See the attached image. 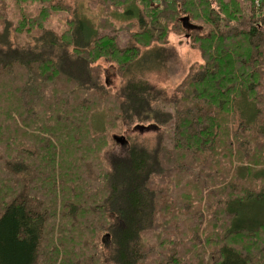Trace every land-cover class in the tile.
<instances>
[{
    "label": "trees",
    "instance_id": "16d2710c",
    "mask_svg": "<svg viewBox=\"0 0 264 264\" xmlns=\"http://www.w3.org/2000/svg\"><path fill=\"white\" fill-rule=\"evenodd\" d=\"M15 1L22 5L17 14L0 10V87L17 100L4 108L13 113L31 107V115L45 124L68 121L70 132L79 128L80 118L102 107L107 125L122 119L127 126L156 127L137 130L153 135L154 145L112 136L126 150L106 153L105 196L96 218L107 223L99 243L92 239L93 250L96 244L107 251L102 264H264V186L245 183L264 180V0H147L145 10L134 2L145 0L125 5L90 0L88 8L99 20L94 23L79 13L80 0ZM35 2L34 11H26ZM107 8H122L127 17L122 21L135 20L138 29L108 26L101 20ZM54 14L60 20L50 26ZM185 16L189 22L183 26ZM177 30L189 37L203 62L190 67L187 88L181 82L177 96L168 97L148 77L166 67L163 49L168 34ZM103 56L119 75L115 91L102 83L95 65ZM20 69L25 73L14 76ZM55 84L62 86L57 93ZM9 129L0 125L2 170L23 179L12 192L9 180L0 179V264H37L46 221L58 206L50 188L60 187L62 166L50 165L52 152L44 145L32 146L30 154L28 145L13 144L17 138H7ZM12 145L18 147L15 154L26 157L8 159L4 151ZM215 160L233 162V168L212 171ZM212 179L216 185L209 184ZM161 203L171 217L159 211ZM218 210L222 223L213 234L218 241L223 229L225 242L205 249L210 245L200 239L206 237L202 227ZM230 236L235 243L256 242L253 253L235 247ZM194 242L214 258L178 249ZM88 244L89 239L83 246ZM51 250H61L60 244Z\"/></svg>",
    "mask_w": 264,
    "mask_h": 264
},
{
    "label": "rangeland",
    "instance_id": "374dc122",
    "mask_svg": "<svg viewBox=\"0 0 264 264\" xmlns=\"http://www.w3.org/2000/svg\"><path fill=\"white\" fill-rule=\"evenodd\" d=\"M89 1L90 0L78 1L81 7L79 13L84 14L85 18L87 20L90 19L93 23L98 22L99 20L96 18L97 13H93L92 10L88 8ZM132 2L133 0H121L118 4L125 5ZM134 2L139 6V9L145 10L147 0L140 1V4H138L137 1ZM35 5L36 2L28 7L26 11L33 12ZM24 8H26L25 5ZM17 9H22V5L19 1L0 0V10H6L9 13L17 14ZM116 13H120L116 15L117 19L114 18V14ZM123 19H127V17L122 12V8H107L103 11V16L101 18L108 26H127L125 29L132 28V31L138 29L135 20L123 22ZM49 20L48 25L53 26L60 20V16L54 14ZM12 37L19 38L20 36ZM188 38L189 37L180 30L170 32L167 36L168 48L164 47L165 49H163V51L167 50L165 53L167 68L164 66V70L160 68L162 71L152 72L148 77L150 82H152L161 93L166 94L168 97L177 96V92L181 89V82H184L187 88L185 78L191 70L190 67L194 66V68H196L199 62H203L199 51L189 45ZM20 40L26 42L25 37H21ZM95 65H97L100 70L102 83L107 85L109 90L114 88L115 91L116 87L119 85V75L117 71H115L114 65L109 62L105 56L99 58ZM19 72L20 73L14 74V76L25 73V70L20 69ZM61 88V84H55L53 93L59 92ZM109 93L112 94L111 92ZM2 94H4L3 98L5 101L2 100ZM94 99L97 98L95 97ZM16 101L14 95L8 96L6 89L3 86L0 87V125L7 124L10 127L9 130L11 133H7V138H10V135H14V138L17 139L13 140V144L16 145L20 142L21 144L28 145L30 154H32L34 149L32 146L35 145L36 148H39L44 145L48 151L52 152L50 165L60 161L62 166L61 173L58 174L60 187L50 188L49 195L55 199L54 201H57L58 206L55 211L52 210L50 212L51 219L46 221L43 254L39 256L37 264H102L101 256L106 255L107 251H104L101 245L100 248L96 247V244L93 250L92 239H95L96 242L97 237L99 243L98 234L101 232L99 230L107 223L104 219L96 218L99 216V212L102 208V200L105 196L103 187L105 186L104 177L106 176V158L108 157H106V153H108V155L114 152L120 154L126 150L124 144H121L119 141L115 142L112 136L114 134L119 137L121 136V138L125 136L131 145L137 143L154 145L155 139L153 135H143L137 132V130L143 132L150 129L154 130L156 127H148L141 130L135 126L137 122L127 126L126 123L121 121L122 119H115L114 122L107 125L108 111L105 107H102L93 115L88 114L80 118L78 120L79 128L70 132L72 127L68 125V121L63 125H58L57 123L45 124L41 116L35 117L31 115V107H29L27 111L23 109L13 113L4 108L9 103H15ZM28 101L29 100H27V102ZM27 102L26 104L28 106ZM108 102H110V99ZM30 105L31 104H29V106ZM39 109L40 106L35 110L39 111ZM67 114L69 120L72 121L74 113L70 112ZM228 124L231 125L230 122H228ZM145 125L149 126L148 123ZM134 126L136 131L133 130ZM164 130H168V127H165ZM38 136L48 139L47 142L45 144L39 143ZM121 141L123 142V140ZM51 144H53V151L52 147H50ZM15 145H12V149L10 147L8 151H4L6 156H9L7 158L10 160L14 159V156L18 154L25 158L26 155L22 152L15 154L18 149ZM169 147H173V145ZM169 157L171 162L175 164L176 161L174 157L171 155H169ZM31 160H33V158H31ZM214 163L216 168H213L212 171H216L217 167L220 168L224 165L230 167V169L233 168V162H227L226 160H219L218 162L215 160ZM2 167L3 162L0 159V179L9 180L12 192V189L19 186L23 177L14 176L12 173L8 175L2 170ZM212 180L211 183L207 180L206 182L216 185L215 179ZM218 181L223 183V185L225 184V179H218ZM245 183L254 189H260L264 186V180H256L255 182L248 181ZM38 198L48 199L52 202L47 195L42 196L39 194ZM159 211L168 217L173 215V213L167 211L162 203L159 206ZM198 212H200V209L196 207L194 213L197 214ZM200 220L202 221L203 217H201ZM194 221L200 222L199 220ZM221 223L222 220L218 210L211 222L202 227L203 234L206 237L203 238L200 236V239H203L207 245H210L205 246V249L214 247L218 244L219 240L225 242L223 240V229L220 230L218 241L213 234ZM92 230H95V237L91 236ZM104 234L105 233H103L101 237L104 238ZM228 238L234 242L233 245L235 247L241 248V250L248 254L253 253L254 248L251 247L257 244L254 242L253 245H244L243 242L235 243L232 236ZM87 239H89V244L83 246V243ZM55 243L60 244L61 250H51ZM178 249L181 251L185 249L186 253L192 256H196L199 253H202L204 256H211L209 251L205 249L201 250L196 242L189 247ZM153 258L155 257L153 256ZM211 258L213 259L214 256H211ZM93 259L95 261H93ZM193 261L197 260L193 258Z\"/></svg>",
    "mask_w": 264,
    "mask_h": 264
},
{
    "label": "water",
    "instance_id": "95a60500",
    "mask_svg": "<svg viewBox=\"0 0 264 264\" xmlns=\"http://www.w3.org/2000/svg\"><path fill=\"white\" fill-rule=\"evenodd\" d=\"M180 19H181V21L183 23V26L188 25L187 22H189V18L187 16L182 17ZM193 28H194V26H193ZM138 128L141 129V130L145 129L144 126H138ZM146 128H148V127H146Z\"/></svg>",
    "mask_w": 264,
    "mask_h": 264
},
{
    "label": "bare ground",
    "instance_id": "6f19581e",
    "mask_svg": "<svg viewBox=\"0 0 264 264\" xmlns=\"http://www.w3.org/2000/svg\"><path fill=\"white\" fill-rule=\"evenodd\" d=\"M85 84V83H84ZM102 112V111H101ZM154 153V152H153Z\"/></svg>",
    "mask_w": 264,
    "mask_h": 264
}]
</instances>
